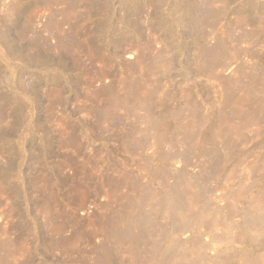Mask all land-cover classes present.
Here are the masks:
<instances>
[{
    "label": "rangeland",
    "instance_id": "rangeland-1",
    "mask_svg": "<svg viewBox=\"0 0 264 264\" xmlns=\"http://www.w3.org/2000/svg\"><path fill=\"white\" fill-rule=\"evenodd\" d=\"M0 264H264V0H0Z\"/></svg>",
    "mask_w": 264,
    "mask_h": 264
},
{
    "label": "bare ground",
    "instance_id": "bare-ground-1",
    "mask_svg": "<svg viewBox=\"0 0 264 264\" xmlns=\"http://www.w3.org/2000/svg\"><path fill=\"white\" fill-rule=\"evenodd\" d=\"M129 54V53H128ZM128 56H132V55H128ZM140 106H141V103L139 104ZM147 114V113H146ZM150 115V114H149ZM154 115V114H153ZM152 115V116H153ZM148 116V115H147ZM151 116V115H150ZM149 117V116H148ZM155 117V116H154ZM154 117L152 118V119H154ZM145 118H147L146 116H145ZM155 119H157V117L155 118ZM147 121H148V119H147ZM158 121V120H157ZM149 122V121H148ZM152 122H153V120H152ZM149 124V123H148ZM150 125V124H149ZM154 126H155V124H153ZM151 126V125H150ZM150 126H148V127H150ZM155 129V128H154Z\"/></svg>",
    "mask_w": 264,
    "mask_h": 264
}]
</instances>
